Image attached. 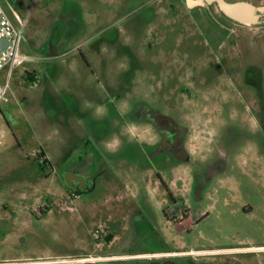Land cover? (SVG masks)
I'll list each match as a JSON object with an SVG mask.
<instances>
[{
    "label": "rangeland",
    "instance_id": "obj_1",
    "mask_svg": "<svg viewBox=\"0 0 264 264\" xmlns=\"http://www.w3.org/2000/svg\"><path fill=\"white\" fill-rule=\"evenodd\" d=\"M0 3L27 57L0 71V264H264V18L185 0ZM143 102L188 127L189 162L132 124Z\"/></svg>",
    "mask_w": 264,
    "mask_h": 264
},
{
    "label": "flooded vegetation",
    "instance_id": "obj_2",
    "mask_svg": "<svg viewBox=\"0 0 264 264\" xmlns=\"http://www.w3.org/2000/svg\"><path fill=\"white\" fill-rule=\"evenodd\" d=\"M203 79L212 81L208 75H204L200 78V80ZM205 83L201 82L204 86ZM200 86L201 85H199V87ZM173 108H175L174 105ZM133 117L136 118V121H132V124L135 123L141 126H147L153 133L155 140H147V142L151 148L155 149L156 154L167 153L181 162L190 161L191 155L187 149L188 127L181 125L173 116L171 117L168 114L159 112L144 102L134 107L132 111V118ZM159 179L165 190L168 191L169 187L161 175H159Z\"/></svg>",
    "mask_w": 264,
    "mask_h": 264
},
{
    "label": "built area",
    "instance_id": "obj_3",
    "mask_svg": "<svg viewBox=\"0 0 264 264\" xmlns=\"http://www.w3.org/2000/svg\"><path fill=\"white\" fill-rule=\"evenodd\" d=\"M0 39L7 40L9 45L6 50L0 52V71L8 68L10 72L21 62L27 59L22 52L23 29L18 27L5 8L0 3ZM8 85L0 83V109L2 104L7 101ZM43 162V158L40 161ZM107 259L97 257L76 258H57L48 259L41 264H100Z\"/></svg>",
    "mask_w": 264,
    "mask_h": 264
},
{
    "label": "water",
    "instance_id": "obj_4",
    "mask_svg": "<svg viewBox=\"0 0 264 264\" xmlns=\"http://www.w3.org/2000/svg\"><path fill=\"white\" fill-rule=\"evenodd\" d=\"M189 8L217 4L221 12L235 23L256 25L264 18V6L257 7L249 2H226L225 0H185ZM9 42L0 39V52L7 49Z\"/></svg>",
    "mask_w": 264,
    "mask_h": 264
},
{
    "label": "crops",
    "instance_id": "obj_5",
    "mask_svg": "<svg viewBox=\"0 0 264 264\" xmlns=\"http://www.w3.org/2000/svg\"><path fill=\"white\" fill-rule=\"evenodd\" d=\"M0 113L4 115V108L3 107H1ZM97 258L107 259V261H104V262L115 261V260H119V259H128V258L131 259V257H126V256H106V255H98ZM104 262H102V263H104Z\"/></svg>",
    "mask_w": 264,
    "mask_h": 264
},
{
    "label": "trees",
    "instance_id": "obj_6",
    "mask_svg": "<svg viewBox=\"0 0 264 264\" xmlns=\"http://www.w3.org/2000/svg\"><path fill=\"white\" fill-rule=\"evenodd\" d=\"M27 74L29 75L30 78H32V76H33L32 73H27ZM40 151H41V150H40ZM37 158H38L37 160H38L39 162H40L41 159L43 158V162H42V163L40 162V163H41V165H44V164H45V160H46V159H45V154H44V153L38 154V155H37ZM78 194H79V193H78Z\"/></svg>",
    "mask_w": 264,
    "mask_h": 264
},
{
    "label": "bare ground",
    "instance_id": "obj_7",
    "mask_svg": "<svg viewBox=\"0 0 264 264\" xmlns=\"http://www.w3.org/2000/svg\"><path fill=\"white\" fill-rule=\"evenodd\" d=\"M18 264V263H17Z\"/></svg>",
    "mask_w": 264,
    "mask_h": 264
}]
</instances>
